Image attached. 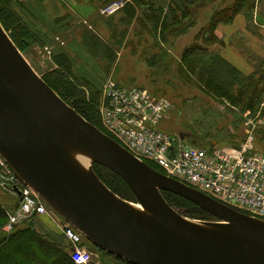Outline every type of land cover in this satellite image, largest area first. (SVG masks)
I'll return each mask as SVG.
<instances>
[{
  "label": "water",
  "instance_id": "obj_1",
  "mask_svg": "<svg viewBox=\"0 0 264 264\" xmlns=\"http://www.w3.org/2000/svg\"><path fill=\"white\" fill-rule=\"evenodd\" d=\"M0 156L93 245L132 264H264V219L159 172L87 121L36 73L1 23ZM93 163L117 174L134 199L111 191ZM162 191L216 219L183 215Z\"/></svg>",
  "mask_w": 264,
  "mask_h": 264
},
{
  "label": "rangeland",
  "instance_id": "obj_2",
  "mask_svg": "<svg viewBox=\"0 0 264 264\" xmlns=\"http://www.w3.org/2000/svg\"><path fill=\"white\" fill-rule=\"evenodd\" d=\"M154 1L166 5L168 0ZM103 2L104 0H0V11L3 12L7 8L13 14L12 20L9 19L10 28L17 33L21 47L19 50L39 76L42 77L43 74L57 68L53 55L63 51L72 59L74 73L90 80L100 93L104 82L111 78L122 87L146 88L156 97L166 100L168 105L158 128L170 136L180 138L190 146H209L210 142L217 145H238L248 134H252L254 150L264 154V98L257 110L241 111L227 99H214L195 84L182 82L176 76V62L182 50L194 41V34L206 23L213 8L229 5V0H221L202 8L195 26L185 34L173 37L172 45L168 42L154 41L153 36L145 34L143 36L145 41H137L138 36L135 35L137 24L127 28V41H120L119 44L110 41L111 30L105 22L109 17L102 16L99 12ZM255 2L257 4L258 0ZM261 6L260 4L256 20L264 24V10ZM120 14L119 11L110 16L113 17L111 22H115ZM239 15L243 17L254 40L260 39L263 33L259 34L258 31H264V27L253 24L252 19L245 13ZM22 26L24 31L20 32L18 28L21 29ZM88 31L96 33L100 42L114 53L107 68L104 67L107 62L105 59L101 56L94 58L85 51L82 35ZM171 40L172 38H169V42ZM226 41L225 45L216 46L215 49L220 52L225 47L232 48L230 42L232 38L228 37ZM244 52L249 58L251 54L245 50ZM157 54L164 58L161 66L155 64L148 67L145 59ZM251 57L254 58L253 55ZM156 58L158 60L159 57ZM252 63L254 70L258 69L257 73L260 71L264 73V57L262 59L255 57ZM0 205L5 211L13 210L15 206L13 195L1 188ZM43 218L47 223L50 221L45 215ZM55 220L57 221V218ZM21 224L27 225V222ZM58 227L61 229V225ZM85 243L94 253L93 264H121L114 256L100 251V248L88 239Z\"/></svg>",
  "mask_w": 264,
  "mask_h": 264
},
{
  "label": "trees",
  "instance_id": "obj_3",
  "mask_svg": "<svg viewBox=\"0 0 264 264\" xmlns=\"http://www.w3.org/2000/svg\"><path fill=\"white\" fill-rule=\"evenodd\" d=\"M111 1L104 0L101 6ZM218 1L221 0H168L166 5H160L154 0H129L119 10L121 14L115 22H111L113 17L107 16L109 18L105 22L111 30L110 41H115L117 44L120 41H127V28L132 24H137L138 29L135 30V35L138 36L137 41H145L143 39L145 34L153 36L154 41L168 42L172 45L173 37L185 34L195 26L202 8ZM255 4V0H233L229 5L213 8L209 19L194 34V41L182 50L175 68L176 76L182 82L195 84L214 99L225 98L241 111L258 109L259 103L264 98V73L263 71L257 73L258 69H255L250 74H244L229 63L215 49L216 46L224 45L223 40L215 33V27L218 23L232 21L238 13H245L248 18L252 19ZM12 16L13 14L5 8L3 12L0 11V23L14 44L21 50L17 33L10 28L9 19ZM17 18L20 20V17L17 16ZM17 18L15 19L16 25ZM18 30L23 32L24 26ZM82 36L87 54L94 58L101 56L107 61L104 65L107 68L114 53L103 42H100L96 33L88 31ZM169 38H172L170 42ZM156 57H159L158 60ZM53 58L57 68L43 74L42 79L83 118L104 131L97 109L100 90L87 78L74 73V63L63 51L53 55ZM163 60L164 58L158 54L145 59L148 67L155 64L161 66L160 63ZM146 163L163 173V170L156 164L150 161ZM92 168L111 191L125 199H134L124 181L113 171L96 163H93ZM162 195L168 204L185 216L206 220L216 219L177 194L162 191ZM0 220V264H76L70 257V245L66 239L64 244L51 241L34 229L32 220H26L27 225L19 224L6 234L1 230L7 221L6 211L1 205ZM100 251L106 255H112L102 249ZM114 258L121 264H132L119 257L114 256ZM90 264H93V261Z\"/></svg>",
  "mask_w": 264,
  "mask_h": 264
},
{
  "label": "built area",
  "instance_id": "obj_4",
  "mask_svg": "<svg viewBox=\"0 0 264 264\" xmlns=\"http://www.w3.org/2000/svg\"><path fill=\"white\" fill-rule=\"evenodd\" d=\"M127 1H111L99 12L111 16ZM167 105L146 88H125L109 78L101 88L98 112L104 131L134 156L234 209L264 219V154L254 150L253 135L238 145L190 146L158 128ZM0 188L15 199L14 209L6 210L3 232L8 234L20 223L46 214L61 225L73 262L92 261L94 253L83 234L56 215L1 156Z\"/></svg>",
  "mask_w": 264,
  "mask_h": 264
},
{
  "label": "crops",
  "instance_id": "obj_5",
  "mask_svg": "<svg viewBox=\"0 0 264 264\" xmlns=\"http://www.w3.org/2000/svg\"><path fill=\"white\" fill-rule=\"evenodd\" d=\"M229 1L231 2L233 0ZM260 4L264 10V0H258L255 5L252 21L256 26L263 28L264 24H260L256 20ZM239 14L240 13L236 14L232 21L228 23H218L215 27V33L223 40L224 45L227 43L226 39L228 37L232 38V41H230L232 43V48L225 47L220 51V54L244 74H250L254 70V65L252 63L253 59L255 57L260 59L264 57V31L259 30L258 33L262 32L263 34L260 35V39L254 40V36L250 34L243 17ZM244 50L251 54L250 57L253 55L254 58L251 57L250 60V57L248 58ZM45 216H47L50 221L47 223L43 216H39V218L33 222L34 228L36 227L35 230L45 235L53 242L64 244L65 238L61 229L52 218L48 215Z\"/></svg>",
  "mask_w": 264,
  "mask_h": 264
},
{
  "label": "bare ground",
  "instance_id": "obj_6",
  "mask_svg": "<svg viewBox=\"0 0 264 264\" xmlns=\"http://www.w3.org/2000/svg\"><path fill=\"white\" fill-rule=\"evenodd\" d=\"M78 159L84 164V165H86L87 163H88V159L87 158H85V156H82V155H80V156H78ZM135 207H140L139 205H135ZM44 215H46V214H43V215H41V216H44Z\"/></svg>",
  "mask_w": 264,
  "mask_h": 264
}]
</instances>
